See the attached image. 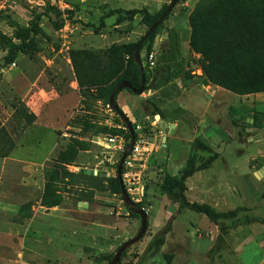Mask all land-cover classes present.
<instances>
[{
	"label": "rangeland",
	"instance_id": "rangeland-1",
	"mask_svg": "<svg viewBox=\"0 0 264 264\" xmlns=\"http://www.w3.org/2000/svg\"><path fill=\"white\" fill-rule=\"evenodd\" d=\"M170 1L0 0V159L15 149L17 157L39 164L55 141V137L59 138V143L50 158L51 162L44 165L43 175L40 176V179H44L42 192L36 195L27 188L22 193L28 198L20 202L17 216L10 217L8 213L2 212L0 231L2 229L8 232L9 228L13 227L19 233L13 234L12 237L6 233L4 239L0 241V264H24V261L42 264L39 254H36L37 257L30 255L31 243L24 233L30 225L34 226L33 220L37 223L41 221L39 217L31 220L33 218L31 206L39 195V201L46 205L61 203L64 195L65 199L68 197L65 201L86 200L91 209L115 215L118 220L128 217L120 191L112 182L99 179L96 175L92 177L81 175V169L87 167L104 169L110 172L111 178L116 176L120 158L106 151L95 141L100 135L123 133L122 124L115 122L117 115L106 112L108 94L125 67L128 59L127 45L140 40L147 30L140 20L139 13L131 20L119 22L117 14L110 15L109 11L116 8L125 10L145 8L150 13H156ZM198 1L178 0L162 21L150 51L147 47L140 51L143 69L149 73V77L153 76L152 70L159 67L155 60L157 54L167 46L165 40L168 37V28L178 37L181 54L177 65L172 66V79L178 78L182 81L194 75L203 78L198 64L201 55L191 52L188 46L191 32L189 17ZM68 11L72 12L71 17ZM58 12H61V15ZM36 16H40L37 22ZM35 23L38 25L36 32L33 33L29 30ZM27 31L29 35L25 37ZM28 39L31 41L27 45ZM20 47L25 51L15 53ZM150 53L153 54V65L149 61ZM65 65L70 73H64L61 79L58 68L63 71ZM169 73V69L164 70V76ZM73 79L77 82L76 88L70 87V81ZM146 86L147 89L138 94L144 99L128 110L120 107L132 124L140 127L139 133L144 139L153 141L152 152L143 154L133 169L138 175V185L142 187V199L139 202L144 200V209L151 211L148 214L150 219L144 238L150 231L151 216L160 220L164 211L160 209L161 204L153 202L152 195L160 194L157 185L165 169L164 165L159 164V158L166 162L163 157L167 155L161 145L162 132L159 129V124L163 120L159 116L157 119L147 115L149 107L146 108L143 104V100L155 101V96L149 93V89H153L154 86L151 82ZM51 88L62 100L72 92L79 98L77 102L68 101L62 110V116L65 117L62 132L66 135H61V131H58L56 132L58 136H54L49 129L39 124L32 126L41 104L47 101L49 94L53 95ZM43 116L44 114L40 115L39 122H44ZM260 117L258 115V118ZM257 120L259 123L264 121V116ZM244 149L252 151L251 146H244ZM262 150L264 153V147ZM9 164V172L2 180L0 179L7 190L21 178L22 171L20 162L9 161ZM256 192L264 197V182L258 184ZM257 211L263 213V201L257 203ZM192 214L195 213L185 210L180 221L176 223V228L181 229L187 221H192V218H195ZM139 223L138 219V228ZM141 242L143 238L130 249L137 250L138 246L143 247L144 244L147 246V242L144 244ZM33 247L37 252H41L40 246ZM117 247L96 257L97 262L101 263L113 255ZM153 247L154 245H151L147 252L142 253L143 259H148ZM246 248L250 258L254 260L259 258L260 252L254 245Z\"/></svg>",
	"mask_w": 264,
	"mask_h": 264
},
{
	"label": "crops",
	"instance_id": "crops-1",
	"mask_svg": "<svg viewBox=\"0 0 264 264\" xmlns=\"http://www.w3.org/2000/svg\"><path fill=\"white\" fill-rule=\"evenodd\" d=\"M168 54L165 50L157 54L155 63L159 67L152 70L153 76L148 81L154 86L149 89L150 95L166 98L161 106L166 112V119H162L164 125L160 122L159 129L162 132L161 145L167 155L163 157L166 162L159 158V164L164 165V172L179 175L193 151L197 156L196 165H199L212 154L196 148L191 149L194 139H199L216 156L205 167L196 169L186 178V199L189 202L208 204L220 212L244 209L235 217L221 219L216 224L204 214L188 208L176 211L177 204L159 192L160 194L152 195V200L161 204L160 209L164 211L160 220L151 216L150 231L145 238L142 237L141 243L147 242L148 245L152 237L171 218L164 242L158 246L157 254L164 258V263L161 264H264V211H257V203L264 202V197L256 192L258 184L264 182V121L259 123L257 120L264 116V92L236 94L219 85L205 82L199 75L182 81L178 78L172 79V63L169 64L167 83L156 87L164 76L158 59ZM64 73H70L66 65L63 71L58 68L61 79ZM70 87H77L75 79L70 81ZM49 95L47 101L41 104L32 126L39 124L49 129L54 136H58V131H61V135H66L62 132L65 125L62 110L68 101L77 102L79 98L73 92L63 100L55 91L52 96ZM141 99L144 98L134 93L129 94L123 89L118 92L115 102L119 108L128 110ZM52 106L56 108L53 109ZM41 114H44V122H39ZM258 115L261 117L258 118ZM158 116L154 115L157 119ZM58 143L59 138L55 137L39 164L17 157L15 149L0 159L1 180L9 172V161L20 162L22 168L21 178L14 182L10 190L5 189L6 185L0 180L1 218L3 213H8L10 217L18 215L20 202L28 198L22 193L25 189L32 190L36 195L42 192L44 179H40V176L43 175L44 165L51 162L50 158ZM244 146H251L252 151L244 149ZM85 168L90 169H82ZM94 170L101 173L98 175L110 176V172L104 169ZM66 199L63 195L61 203L46 205L39 201V195L31 206V220L39 217L41 221L37 223L33 220L34 226L30 225L24 233L31 243L30 255L35 257L39 254L42 264H99L96 257L109 253L113 247L137 232V218L128 215L124 220H118L115 215L91 209L86 200L65 201ZM185 210L194 212L192 215L200 221L192 218V221H187L178 229L176 223L180 221ZM146 212L149 223L148 214L151 211ZM251 217L261 218L262 221L248 222ZM6 233L12 237L19 232L13 227L8 232L1 229L0 241ZM145 245L131 250L132 245L120 264H152L154 261L150 257L151 253L148 259L141 256L147 248ZM249 245H254L259 250L258 259L250 258L246 248ZM33 246H40L41 252H37ZM165 255L169 256V263ZM24 264L33 263L24 261ZM101 264H106V260Z\"/></svg>",
	"mask_w": 264,
	"mask_h": 264
},
{
	"label": "trees",
	"instance_id": "trees-1",
	"mask_svg": "<svg viewBox=\"0 0 264 264\" xmlns=\"http://www.w3.org/2000/svg\"><path fill=\"white\" fill-rule=\"evenodd\" d=\"M166 7L167 5L163 6L156 13H150L145 8L128 10L116 8L110 10L109 14H117V20L120 22L126 19L131 20L139 13L141 22L148 29L161 16ZM58 13L61 15V12ZM67 13L71 17L72 12L68 11ZM166 17L167 15L164 19ZM39 19L40 16H36V22L39 21ZM189 23L191 27L188 40L189 50L201 55L198 64L202 70V77L205 82L219 85L240 95L264 92V0H199L189 17ZM37 25L38 23H35L33 28L29 31L35 33ZM161 26L162 22L139 44V53L143 47H147L150 51L155 42L156 33ZM28 35L29 33L27 31L25 37H28ZM167 36L165 40L167 43L165 51L169 54L158 59L161 67L163 66L162 73L165 69L166 71L169 69L170 63H172V65H177L178 59H181L178 37L168 28ZM30 41L31 39H28L27 45ZM138 42L139 40L127 45L126 54H128V59L119 80L111 87L108 99L110 94L116 90L121 82H129L132 88H138L140 86V71L134 61V50ZM17 51L25 50L20 47L15 50V53ZM144 77L145 82L143 91L147 89L146 85L149 81V73L146 70H144ZM168 79V75L162 76V79L160 78L157 83V87L167 83ZM124 89L132 93L130 89ZM121 90L123 89L115 91L114 99H116L118 92ZM154 99V102L143 100L144 106L146 108L149 107L147 115L154 116L157 114L161 119H166V112L161 108L164 99L161 96L155 97ZM115 122L125 127V124L118 116L115 117ZM130 123L132 124L131 121ZM132 126L135 132L136 125L132 124ZM121 134L125 135L126 138H130L128 131H124V129ZM193 148L211 152L212 154L202 163L196 165L197 156L192 151L179 175H170L164 172L158 185L160 193L177 204L176 211L182 208H188L197 213L204 214L209 220L216 224H218L221 219H231L235 217L242 208H236L233 212H220L208 204L189 202L186 199L184 195L186 190V178L196 169L205 167L216 156V153L212 152L210 147L197 138L192 142L191 149ZM81 175L92 177V175L85 172H81ZM97 178L112 182L120 191V184L117 176L111 178V176L98 175ZM144 204V200L136 202V206L139 208H144ZM126 209L129 216L139 219V216L130 212L127 206ZM170 221L171 218L152 237L145 252L150 249L151 245L160 246L162 244L163 237L170 228ZM252 221H262V219L251 217L248 222ZM130 247L122 252L117 264H120L122 257L127 253ZM112 256L113 255L108 256L106 262H108ZM165 258L167 263H169V256L165 255Z\"/></svg>",
	"mask_w": 264,
	"mask_h": 264
},
{
	"label": "water",
	"instance_id": "water-1",
	"mask_svg": "<svg viewBox=\"0 0 264 264\" xmlns=\"http://www.w3.org/2000/svg\"><path fill=\"white\" fill-rule=\"evenodd\" d=\"M178 0H171L170 3L167 5L166 9L164 10V12L161 14V16L147 29V31L144 33V35L142 36V38L139 40L138 44L135 47L134 50V61L137 64L139 71H140V76H141V82H140V86L138 88H132L129 82H121L115 91L120 90V89H130L132 93L134 94H141L143 92V86H144V82H145V77H144V69H143V65H142V61L140 59V55H139V44L142 43L146 37L158 26L159 23H161L164 19V17L167 15V13L171 10V8L176 4ZM115 91L112 92L109 96L108 99V107L110 108V110L115 113L125 124V127L130 135V140L127 144V146L124 148L120 159L118 161V165L116 168V176L118 178L119 184H120V195L122 198L123 203L129 208L130 212L135 213L139 216V228L136 232V234L123 241L118 248L115 250L113 256L111 257V259L106 262V264H117L120 256L122 254V252L127 249L128 247H130L131 245L135 244L136 242L140 241L145 233L146 230V226H147V212L144 208H139L136 206V203L129 197V195L126 193V191L123 188L122 185V179H121V167L123 164V161L125 159V157L127 156L128 152L130 151L131 147L134 144V140H135V132L133 129L132 124L130 123V121L128 120V118L126 117V115L120 110V108L117 106L115 99H114V94ZM162 125H164L163 121L161 122ZM82 172H85L87 174H91V175H98L101 174L100 172H98L97 170L94 169H82ZM158 246L155 245L153 248V251L150 254V257L153 259V263L152 264H161L164 263V258L163 256H159L158 254Z\"/></svg>",
	"mask_w": 264,
	"mask_h": 264
},
{
	"label": "built area",
	"instance_id": "built-area-1",
	"mask_svg": "<svg viewBox=\"0 0 264 264\" xmlns=\"http://www.w3.org/2000/svg\"><path fill=\"white\" fill-rule=\"evenodd\" d=\"M149 61L151 65L154 63L153 54H149ZM106 112L113 114L110 108L106 107ZM124 131H127L126 127H122ZM140 127L135 126V140L134 144L125 157L121 167V179L122 185L129 197L136 203L139 202L142 196V187L138 185V175L133 170L136 161L141 158L143 154L152 152L153 141L144 139L139 133ZM130 138H126L125 135H109L104 134L96 137L95 143L104 148L106 151L116 154L119 158L127 146Z\"/></svg>",
	"mask_w": 264,
	"mask_h": 264
}]
</instances>
